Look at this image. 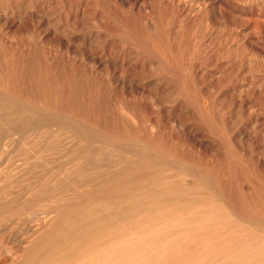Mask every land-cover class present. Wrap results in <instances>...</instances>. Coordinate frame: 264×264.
<instances>
[{"label": "rangeland", "instance_id": "obj_1", "mask_svg": "<svg viewBox=\"0 0 264 264\" xmlns=\"http://www.w3.org/2000/svg\"><path fill=\"white\" fill-rule=\"evenodd\" d=\"M128 245L264 264V0H0V264Z\"/></svg>", "mask_w": 264, "mask_h": 264}, {"label": "bare ground", "instance_id": "obj_2", "mask_svg": "<svg viewBox=\"0 0 264 264\" xmlns=\"http://www.w3.org/2000/svg\"><path fill=\"white\" fill-rule=\"evenodd\" d=\"M133 221V220H132ZM80 233L81 232H79V235H80ZM150 235V234H149ZM152 235V234H151ZM141 236V235H140ZM75 238V235L74 234H72L71 233V235H70V245L72 246V248L74 247H76V244H75V241L73 240ZM139 237H137V238H135L136 240V244H140L141 243V241L140 240H143V238L141 239V238H139ZM147 238V237H146ZM149 238V237H148ZM102 239V238H101ZM102 242V241H101ZM100 242V243H101ZM122 242V241H121ZM125 244H126V242H125ZM134 245V244H133ZM134 247H136V246H134ZM124 251H126V253L124 252ZM135 250H133V247H132V245L131 246H126V247H120V248H113V249H111L104 257H103V260L104 261H107L108 263H111V264H123V262H122V260L123 261H125L126 259L125 258H129V257H127L131 252L132 253H135L134 252ZM136 257V256H135ZM137 260V259H136ZM133 261V260H132ZM129 262V261H128ZM135 262V261H134ZM133 262V264H135ZM127 263V262H126ZM136 263H137V261H136ZM55 264H59V262L58 263H55ZM129 264V263H128ZM132 264V263H131ZM138 264V263H137Z\"/></svg>", "mask_w": 264, "mask_h": 264}]
</instances>
